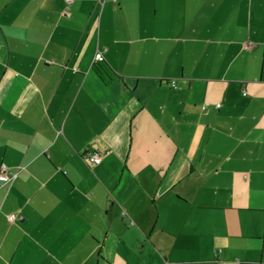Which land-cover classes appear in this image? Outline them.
<instances>
[{
    "label": "crops",
    "instance_id": "crops-1",
    "mask_svg": "<svg viewBox=\"0 0 264 264\" xmlns=\"http://www.w3.org/2000/svg\"><path fill=\"white\" fill-rule=\"evenodd\" d=\"M2 166L0 264H264V0H0Z\"/></svg>",
    "mask_w": 264,
    "mask_h": 264
},
{
    "label": "built area",
    "instance_id": "built-area-1",
    "mask_svg": "<svg viewBox=\"0 0 264 264\" xmlns=\"http://www.w3.org/2000/svg\"><path fill=\"white\" fill-rule=\"evenodd\" d=\"M105 58L102 54L97 55L96 61L95 62H102L104 61ZM174 84V82H173ZM245 95V93H243ZM220 105H217L219 107ZM90 160L95 163L99 164L101 163L102 159L101 157L97 156L96 154L90 157ZM0 183H5V184H12L13 183V178L9 175L8 169L6 166L0 167ZM11 221H13L14 216L9 217ZM15 220V219H14Z\"/></svg>",
    "mask_w": 264,
    "mask_h": 264
}]
</instances>
